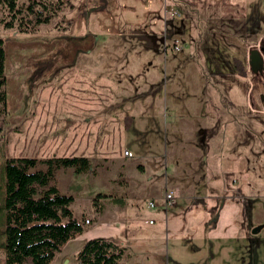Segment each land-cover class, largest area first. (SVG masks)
I'll return each mask as SVG.
<instances>
[{"label":"rangeland","instance_id":"obj_1","mask_svg":"<svg viewBox=\"0 0 264 264\" xmlns=\"http://www.w3.org/2000/svg\"><path fill=\"white\" fill-rule=\"evenodd\" d=\"M70 1L72 10L31 33L0 25L7 96L5 111H0V185L7 159L90 161V171L81 175L73 169L55 174L59 193L73 199L70 210L84 230L51 264H73L83 245L95 238L125 249L120 264H185L183 240L195 213L185 200L190 192L184 174L192 168L202 171L203 179L189 185L198 187L196 193L211 196L221 191L232 197L207 201L204 239L222 233V240L257 241L256 246H262L264 52H259V66H251L249 74L246 70L247 79L225 74L222 80L212 74L201 51L192 56L196 61L186 60L201 42L197 25L187 20L191 14L179 0ZM205 98L223 99L216 107L223 122L217 137L203 140V132L216 123L204 110ZM127 118L134 119L136 127L123 134ZM237 129L255 139L256 156L246 145L237 151L231 146ZM145 154L154 158H140ZM201 159L209 163L205 177L204 167L198 166ZM232 163H241L242 170L235 171ZM166 191L173 192L177 203L164 212ZM249 191L251 197L244 199ZM148 201H155L154 210H147ZM197 204H191L193 209ZM150 219L159 224L148 225ZM226 222L236 227L235 234ZM255 227L261 231L252 235ZM143 245L148 246L146 255L140 254ZM153 245L161 255L152 254ZM261 250L258 258L246 257L245 264H264V247ZM236 259L226 258L222 264H235Z\"/></svg>","mask_w":264,"mask_h":264},{"label":"trees","instance_id":"obj_2","mask_svg":"<svg viewBox=\"0 0 264 264\" xmlns=\"http://www.w3.org/2000/svg\"><path fill=\"white\" fill-rule=\"evenodd\" d=\"M70 0H0V25L20 34L49 25L72 10ZM0 39V108L5 111L6 52ZM235 74L246 77L243 63L232 61ZM45 170H40L41 167ZM73 169L90 171L85 157L7 159L1 166L0 251L2 264H51L63 246L83 232L70 210L72 198L59 193L55 174ZM125 249L105 238L88 240L75 255L74 264H120Z\"/></svg>","mask_w":264,"mask_h":264},{"label":"crops","instance_id":"obj_3","mask_svg":"<svg viewBox=\"0 0 264 264\" xmlns=\"http://www.w3.org/2000/svg\"><path fill=\"white\" fill-rule=\"evenodd\" d=\"M179 1L183 4L185 9L188 12H190L191 15L193 16L195 15L193 17L188 14L187 20L197 25L196 30L198 33L195 30V33L198 34L197 43L199 41L201 42V45H199L198 48L195 47L192 50L191 56H188V58L186 59L187 61L188 60L196 61L195 58L192 59V56L194 55L196 57L197 55L200 56V51H201V55H203V57L206 58L205 62L209 65V69L212 72V74H217L218 78L222 80L228 77V75L226 76L225 74H229V75L234 74V76L240 78L235 74V70L232 65L233 59L240 60L244 65L245 71L248 69V74L250 72L249 69L251 66L252 67L259 66V61L261 60V56L259 52L260 53L264 52V44L262 43V41L264 40V0H179ZM202 23L208 25L207 28H205ZM231 28L233 32H231ZM230 39L233 41V43H230L228 41ZM235 41H237L239 45H236ZM235 51L237 52L236 54H234ZM224 54H227V57H225ZM221 64L224 69L221 67ZM225 66H227V68H225ZM222 71L224 72V74L222 73ZM231 71H233V73ZM240 79L243 80L247 79V74L245 78H240ZM224 83L225 81H223L221 85L223 89H224ZM225 87L227 90L229 87L228 84L225 85ZM211 88L213 89L215 88V86H211ZM203 104H204V110H207L208 114L214 117V120L216 121L215 125L213 124L214 126L211 125L212 127L211 131L209 130L210 127H207L209 129L203 132L202 134L203 140H206L208 139L209 136L217 137L214 134L216 132L219 133V128L221 126V124H219V121L223 122V116H221L219 119V115L216 107H218L219 104L223 105V99L217 98V100H214L210 98H205L203 100ZM134 122L135 120L134 119L132 120L130 118H127L124 121L123 134L132 132V130L136 127ZM254 140L255 139L251 140L250 135H247L246 133L242 132L241 129H237L235 130V134L233 135L231 146L235 150L238 146L241 147L242 145H246L247 147H250V151H252L253 154L256 156L258 149L257 147H255V144H252ZM205 148L206 145L203 144L202 150ZM151 150H153V148H151ZM237 150L238 148L236 149V151ZM146 152H148V150ZM263 152H264V148H263ZM140 158L150 160L153 159L154 157L150 158V154L148 155L145 154V156ZM235 159L239 160V156H236ZM201 162L203 163H199L198 166L204 167L203 176L205 177L206 176L205 167L206 166L208 167L209 163H207V159L206 160L201 159ZM240 167H241V163H232V168L235 171L242 170ZM174 171L175 169L173 168V172ZM195 173H197V175ZM201 173L202 171L196 172V169L192 168V171L189 174L187 173L184 174L186 177H188L184 181L186 190L190 192L185 197L186 198L185 200L190 202L189 211L195 213L191 217L195 219L198 218L199 220L198 222H195L194 219L193 223L190 225L189 228L187 227L185 232L186 239L183 240L185 243L184 249L186 250V261H187L185 264H222L224 263V261H226V258L230 262H232L235 257H238V259H236L235 264L236 263L245 264L246 257L249 256L253 257L255 255V257L258 258L259 257L258 255L263 252L261 249L264 247V244L262 246L261 245L256 246L258 244L256 243L257 241H255V244L250 243L251 244L250 245L248 244L247 240H241L235 238H233L232 241L222 240L223 237L222 233L221 235L217 233H213L207 239H204V236L206 235V231H207L206 227H208V225L207 226L205 225L206 222L205 219L207 214L209 213L207 207V201L209 199L220 201L221 199L222 200L230 199L232 197L223 195V192L221 191L218 195H211V196H203L201 194L196 193L198 187L191 189L193 188L191 186L192 183H196L197 178L203 179L200 176ZM173 176L175 180L178 178L177 173L176 174L173 173ZM189 176H191L190 179ZM194 176L196 177L195 179L193 178ZM232 182L235 184L236 180L233 178ZM252 193H254V191H252ZM250 194L251 193L249 191V195H244L245 197L244 199L250 198L251 197ZM197 203L200 204L199 207H197V209H193L195 205L191 206V204H197ZM200 207H202V209ZM220 211H219L220 214H223L225 212V210L222 213ZM227 212H229V214H232V216L236 215L235 211L227 210ZM213 215H215L214 212ZM216 215H218V210H216ZM153 220H155L156 223L159 224V221L157 219H153ZM156 223L154 224V226L156 225ZM224 226L229 229H232L234 234L237 231L234 225H227V222L224 223ZM146 247L148 246L147 245L142 246V251L140 254L143 253L145 255L147 254V252L144 250ZM152 248H153L152 254H157V255L162 254L161 250H157V246L153 245ZM127 250L128 252H132V247H128ZM176 261L178 260L174 259V262Z\"/></svg>","mask_w":264,"mask_h":264},{"label":"built area","instance_id":"obj_4","mask_svg":"<svg viewBox=\"0 0 264 264\" xmlns=\"http://www.w3.org/2000/svg\"><path fill=\"white\" fill-rule=\"evenodd\" d=\"M176 197L174 196L173 192H168L166 191L164 194V197L162 199V208L161 210L166 212L169 209L173 208L176 205ZM147 210H154L156 208V203L155 201H148L146 204ZM148 225H154L156 223L155 220L150 219L145 221ZM86 224H88V221H86Z\"/></svg>","mask_w":264,"mask_h":264},{"label":"water","instance_id":"obj_5","mask_svg":"<svg viewBox=\"0 0 264 264\" xmlns=\"http://www.w3.org/2000/svg\"><path fill=\"white\" fill-rule=\"evenodd\" d=\"M260 232V227H255L252 229L251 234L252 235H257Z\"/></svg>","mask_w":264,"mask_h":264}]
</instances>
